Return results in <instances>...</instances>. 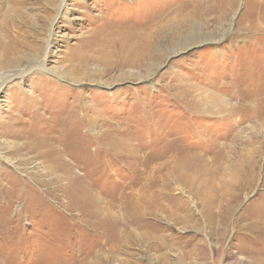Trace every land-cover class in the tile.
<instances>
[{
	"label": "rangeland",
	"instance_id": "374dc122",
	"mask_svg": "<svg viewBox=\"0 0 264 264\" xmlns=\"http://www.w3.org/2000/svg\"><path fill=\"white\" fill-rule=\"evenodd\" d=\"M0 264H264V0H1Z\"/></svg>",
	"mask_w": 264,
	"mask_h": 264
},
{
	"label": "bare ground",
	"instance_id": "6f19581e",
	"mask_svg": "<svg viewBox=\"0 0 264 264\" xmlns=\"http://www.w3.org/2000/svg\"><path fill=\"white\" fill-rule=\"evenodd\" d=\"M1 1V0H0ZM62 1V0H61ZM63 1H66V0H63ZM65 6V3L64 4H62L61 6H60V10H62V8ZM59 10V11H60ZM58 13V12H57ZM207 17V16H206ZM194 19V17H193V15L191 16V18H187V20H189V21H194L193 20ZM219 19V18H218ZM21 24V23H20ZM55 24V23H54ZM54 24L52 25V28H53V26H54ZM20 26V25H19ZM19 26H18V28H19ZM152 25H149V26H147L146 27V29H144V31H136L135 32V34L136 35H139V37L140 38H142L141 39V41L144 43V44H142V45H140V42H139V40H137V41H133V42H131L130 43V46H125L126 47V49L132 54V56L134 55V56H141L142 54L143 55H145L147 52H145V50H146V46H148V45H150L151 44V42H150V27H151ZM15 27H17V26H15ZM156 27V26H155ZM2 28V27H1ZM16 29V28H15ZM147 29L149 30V31H147ZM23 31V30H22ZM21 31V32H22ZM13 33H16L15 32V30H13V28L12 27H6L5 28V30H4V36L8 39V40H10L11 38H12V36H13ZM20 34V33H19ZM199 35V37L201 36V37H203L204 36V34L202 35L201 33L200 34H198ZM4 37V38H5ZM26 37V36H25ZM22 38V37H21ZM144 39H146V42H145V40ZM24 40H26V39H24ZM48 41H50V40H48ZM29 43V42H28ZM49 44H48V46L51 44V41L50 42H48ZM25 46V45H24ZM23 46V47H24ZM40 46V45H39ZM26 47V46H25ZM18 49H19V45L17 44V42L15 43V42H12L11 44H8L7 46H6V48L4 49L5 51V61H7V63H12L13 61H14V57H15V53H17L18 52ZM35 49H36V47H35ZM40 49V48H39ZM148 49V48H147ZM47 54H48V48H47V52H45V56L43 57V58H41V60H38V62H37V64H36V66H38V67H41V68H45V60H46V56H47ZM137 61V60H136ZM26 72V71H25ZM15 74H17V76H20L21 78L24 76V70H22V71H19L18 73H15ZM15 74H14V76H15Z\"/></svg>",
	"mask_w": 264,
	"mask_h": 264
}]
</instances>
